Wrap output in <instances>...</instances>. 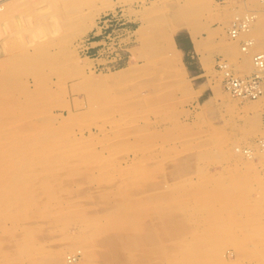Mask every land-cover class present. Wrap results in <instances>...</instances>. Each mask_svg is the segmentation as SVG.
<instances>
[{
	"label": "rangeland",
	"instance_id": "rangeland-1",
	"mask_svg": "<svg viewBox=\"0 0 264 264\" xmlns=\"http://www.w3.org/2000/svg\"><path fill=\"white\" fill-rule=\"evenodd\" d=\"M263 50L264 0H0V264H264V95L215 67Z\"/></svg>",
	"mask_w": 264,
	"mask_h": 264
},
{
	"label": "built area",
	"instance_id": "built-area-1",
	"mask_svg": "<svg viewBox=\"0 0 264 264\" xmlns=\"http://www.w3.org/2000/svg\"><path fill=\"white\" fill-rule=\"evenodd\" d=\"M115 15L106 14L100 20L99 28L100 32L97 33L99 36L102 34L103 29H108L116 24L117 20ZM254 16L246 14L244 17L236 18V21L233 23L232 28L230 29V34L232 37H237L241 31H247L249 27L250 19ZM114 30H112L113 32ZM97 42V41H96ZM254 43L253 39L246 40L243 43L242 49L246 50L248 46ZM98 45L101 44L99 41ZM98 45L91 47L94 50ZM252 62L255 67V71L251 74L238 76L233 73L229 68L227 61L223 58H218L215 64L216 70L221 75V82L223 88L230 93L233 97L240 99H256L264 95V50L256 52L252 57ZM261 146H264V139L259 141Z\"/></svg>",
	"mask_w": 264,
	"mask_h": 264
},
{
	"label": "bare ground",
	"instance_id": "bare-ground-1",
	"mask_svg": "<svg viewBox=\"0 0 264 264\" xmlns=\"http://www.w3.org/2000/svg\"><path fill=\"white\" fill-rule=\"evenodd\" d=\"M180 28V25L178 26V24H175L171 27L170 30H167V32L165 33V49L167 51V53L170 55V57L172 58L173 61L175 62H178L182 67L183 69H185L184 67V64H183V61L180 57V49L179 47L177 46L176 44V41H175V38H174V32ZM100 29V28H99ZM100 32V31H99ZM93 59H91V62L88 63V67H92L93 65V62H92ZM171 63V62H170ZM128 68V67H126ZM126 68L124 69H121L120 71H123L125 70ZM261 232V231H260ZM261 236V235H260ZM259 237V236H258Z\"/></svg>",
	"mask_w": 264,
	"mask_h": 264
},
{
	"label": "crops",
	"instance_id": "crops-1",
	"mask_svg": "<svg viewBox=\"0 0 264 264\" xmlns=\"http://www.w3.org/2000/svg\"><path fill=\"white\" fill-rule=\"evenodd\" d=\"M184 34V36L187 39V43H181L180 42V49L182 50V52L184 53H193L196 54L198 56L197 60L199 59V51L197 50V44L193 38V35L190 33L189 30L183 31L182 32ZM182 33H177L176 36H180V34ZM198 66H200V61H197Z\"/></svg>",
	"mask_w": 264,
	"mask_h": 264
},
{
	"label": "trees",
	"instance_id": "trees-1",
	"mask_svg": "<svg viewBox=\"0 0 264 264\" xmlns=\"http://www.w3.org/2000/svg\"><path fill=\"white\" fill-rule=\"evenodd\" d=\"M175 41H176V43H177L178 47H180V41H179V38H178V36H176V37H175Z\"/></svg>",
	"mask_w": 264,
	"mask_h": 264
}]
</instances>
